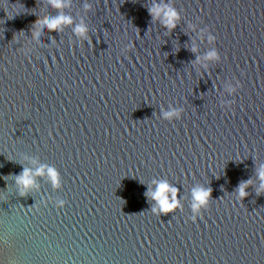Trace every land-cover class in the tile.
<instances>
[{"label":"water","instance_id":"water-1","mask_svg":"<svg viewBox=\"0 0 264 264\" xmlns=\"http://www.w3.org/2000/svg\"><path fill=\"white\" fill-rule=\"evenodd\" d=\"M59 2L0 0V264H264V0Z\"/></svg>","mask_w":264,"mask_h":264},{"label":"clouds","instance_id":"clouds-1","mask_svg":"<svg viewBox=\"0 0 264 264\" xmlns=\"http://www.w3.org/2000/svg\"><path fill=\"white\" fill-rule=\"evenodd\" d=\"M54 3H55V6H57V7L63 6L59 2V0H54ZM86 7H88V5H86ZM163 9H167V11L165 12L164 23L166 25H168L169 27L175 26L174 25V21H175L176 18H178V14L170 6L156 4L150 9V11L154 15L159 16ZM61 22H63V23H71L72 20H71L70 17H66V16L62 15L60 17H57V18H54V19L50 20L47 23L46 27H48V28H57L61 24ZM75 31H76L77 34L84 35L86 33V27L83 25V23H81L80 25H77V27L75 28ZM215 39H216V37L211 32H209L208 40L210 42H212ZM205 58L206 59L207 58H218L216 50L210 51ZM240 86H241L240 82L237 81V84L235 86H232L231 84H229L227 90L230 93L231 92H236L237 89ZM227 103L230 104L231 102L229 101ZM180 111H181V109H173L172 111L165 112L164 115H165V117H172V116L179 117ZM27 175H28V170L25 169L24 176L27 177ZM52 175L55 178L56 173L53 172ZM261 177H264V171H261ZM18 179H20V178H18ZM24 183L27 184V183H29V181L27 179H24ZM262 187H264V185H262ZM169 190L172 192V197H173V202L172 203H169L167 197L165 196V192L169 191ZM210 192H211L210 189L194 191L195 201L198 202V203H194V205H193L194 212H197V213L199 212V206L206 202V198L209 197ZM176 193H177V189L176 188L169 189V186H168V184L166 182H160L159 186H158V189L155 192H153L152 195L159 201V204L162 206V209L164 211H169V210H172L177 204ZM240 195L241 196L245 195L244 185L243 184L240 186ZM153 211L155 212V211H157V209L154 208ZM192 219L195 220V216H193Z\"/></svg>","mask_w":264,"mask_h":264}]
</instances>
